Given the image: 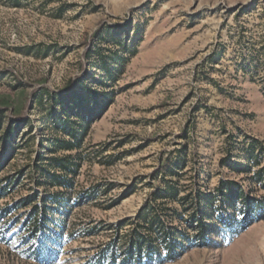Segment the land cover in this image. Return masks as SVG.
Returning a JSON list of instances; mask_svg holds the SVG:
<instances>
[{
    "label": "rangeland",
    "instance_id": "374dc122",
    "mask_svg": "<svg viewBox=\"0 0 264 264\" xmlns=\"http://www.w3.org/2000/svg\"><path fill=\"white\" fill-rule=\"evenodd\" d=\"M79 110L73 184L50 186ZM263 166L264 0H0V206L59 198L46 236L12 207L0 264H118L137 229L150 264H264Z\"/></svg>",
    "mask_w": 264,
    "mask_h": 264
},
{
    "label": "trees",
    "instance_id": "16d2710c",
    "mask_svg": "<svg viewBox=\"0 0 264 264\" xmlns=\"http://www.w3.org/2000/svg\"><path fill=\"white\" fill-rule=\"evenodd\" d=\"M106 74L107 76L109 75L108 72H106ZM93 94V92H89L88 95L91 97ZM62 103L63 101L59 102V104ZM76 103L75 105H77ZM74 115L78 118L77 121L69 120V117H65L60 121V128L62 132V136L60 138L48 139L46 147L44 148L45 151H47L46 153L51 155L46 159L48 161L46 164L47 166H43L42 164H38V166H36V170L40 172V177H43L44 181H47L45 183H48L53 187L70 188L73 184L72 177H69V175L74 174L76 171L77 164H75L74 161L75 155L71 152L57 155L56 152L58 150L72 151L73 149L80 147L92 118L91 115H88V111L79 110L77 113H74ZM6 132V135L10 137L11 128L8 127ZM256 144L259 143L256 141ZM39 145L42 146V143L39 142ZM259 146L261 147L260 144ZM41 158V156H38L37 161L42 160ZM257 178L262 180L264 183V166L257 172ZM11 182L12 180H7L5 185H0V199L7 195V185L11 184ZM41 183L44 182H39L38 180L36 181V184ZM173 194L174 192L171 188H167L163 191V195L169 196ZM153 195L155 198L161 197L162 192L161 190H156L153 192ZM198 199V201H200V198ZM40 200L42 201L41 204L36 203L38 201V192L34 190L26 197L18 200L16 205L4 207L0 206V236L4 235L5 231L8 229V224L15 222V220H6V217L11 215L12 207H24L28 205H31V208L27 213L28 216L26 217V220L24 221V226L28 228L31 235L28 237L34 238L38 237V235L46 236V232H48V224L53 223V219L50 218L49 211L54 209L53 203L56 205L59 202V198L57 192L54 191L46 194ZM244 201L246 206L250 204L247 197ZM139 217H142V215ZM191 221H194V219H191ZM152 224L153 223H151L150 227L145 228L146 232L149 233ZM198 226L201 227L203 224L199 223ZM170 231L172 232L171 235L177 236L174 229L161 226V236H164L165 242L168 240L166 236H170ZM127 245L128 246L124 248L121 254L123 258L118 264H150V262H143L142 260L143 255H146L148 258H152L155 254L156 247L153 245V238L150 234H146L144 231L137 229L135 230L133 236L130 234ZM166 249L168 250V257L172 256L173 244L170 243V240H168V243L166 244ZM142 251L144 254H142ZM36 253L40 255L41 251L37 249ZM113 262L115 263V258L112 255L111 263Z\"/></svg>",
    "mask_w": 264,
    "mask_h": 264
}]
</instances>
